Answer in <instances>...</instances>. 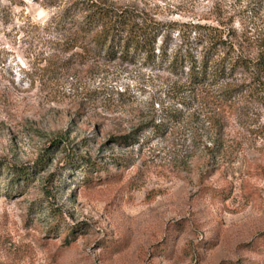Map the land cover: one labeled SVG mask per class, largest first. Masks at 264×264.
Wrapping results in <instances>:
<instances>
[{
  "label": "rangeland",
  "instance_id": "1",
  "mask_svg": "<svg viewBox=\"0 0 264 264\" xmlns=\"http://www.w3.org/2000/svg\"><path fill=\"white\" fill-rule=\"evenodd\" d=\"M70 1L0 0V264H264V75L103 58ZM113 1L161 24L156 53L198 57L193 23L264 44V0Z\"/></svg>",
  "mask_w": 264,
  "mask_h": 264
},
{
  "label": "trees",
  "instance_id": "2",
  "mask_svg": "<svg viewBox=\"0 0 264 264\" xmlns=\"http://www.w3.org/2000/svg\"><path fill=\"white\" fill-rule=\"evenodd\" d=\"M58 22L71 32L70 40L75 46L81 42L106 59L132 61L139 57L150 66L162 65L173 76L185 78L191 87L215 86L238 72L264 75V44L254 58L237 54L230 57L228 52L234 50L232 43L223 38L219 29L205 24L190 25L188 47L200 46L198 57L190 48L181 46L168 54L166 43H162L156 53L161 24L138 9L113 0H71ZM223 50L226 52L222 53ZM230 91L222 93L229 96ZM123 139L124 144L131 142Z\"/></svg>",
  "mask_w": 264,
  "mask_h": 264
}]
</instances>
